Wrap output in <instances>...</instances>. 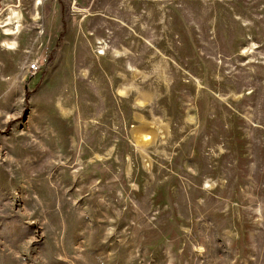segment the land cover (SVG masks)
I'll return each mask as SVG.
<instances>
[{
  "label": "rangeland",
  "instance_id": "rangeland-1",
  "mask_svg": "<svg viewBox=\"0 0 264 264\" xmlns=\"http://www.w3.org/2000/svg\"><path fill=\"white\" fill-rule=\"evenodd\" d=\"M35 2L0 0V264H264V0Z\"/></svg>",
  "mask_w": 264,
  "mask_h": 264
},
{
  "label": "crops",
  "instance_id": "crops-1",
  "mask_svg": "<svg viewBox=\"0 0 264 264\" xmlns=\"http://www.w3.org/2000/svg\"><path fill=\"white\" fill-rule=\"evenodd\" d=\"M51 1H54V0H44V2H51ZM35 3H36V5L40 4V0H36ZM53 10H54V6H53ZM49 27H50V29H49L50 35H54L55 31H56V29H55L56 26L54 25V19L50 21Z\"/></svg>",
  "mask_w": 264,
  "mask_h": 264
},
{
  "label": "built area",
  "instance_id": "built-area-1",
  "mask_svg": "<svg viewBox=\"0 0 264 264\" xmlns=\"http://www.w3.org/2000/svg\"><path fill=\"white\" fill-rule=\"evenodd\" d=\"M17 1H23V0H16ZM39 69V61L38 59L34 60L29 66H28V70L33 73V72H36L38 71Z\"/></svg>",
  "mask_w": 264,
  "mask_h": 264
}]
</instances>
